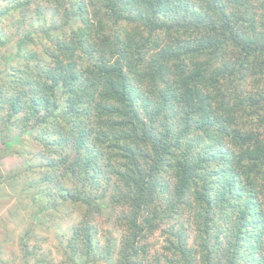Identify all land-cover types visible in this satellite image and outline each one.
I'll return each instance as SVG.
<instances>
[{
  "label": "trees",
  "instance_id": "16d2710c",
  "mask_svg": "<svg viewBox=\"0 0 264 264\" xmlns=\"http://www.w3.org/2000/svg\"><path fill=\"white\" fill-rule=\"evenodd\" d=\"M0 125L73 264H264V0H0Z\"/></svg>",
  "mask_w": 264,
  "mask_h": 264
},
{
  "label": "rangeland",
  "instance_id": "374dc122",
  "mask_svg": "<svg viewBox=\"0 0 264 264\" xmlns=\"http://www.w3.org/2000/svg\"><path fill=\"white\" fill-rule=\"evenodd\" d=\"M166 41L165 37L161 42ZM24 162L23 155L7 154L0 159V170L4 173L14 171L23 166ZM26 192L28 191L23 189V182L20 180L10 181L7 186L0 187V264H73L66 251L64 252L63 245L69 236V228L79 220L78 215L72 213L64 219L51 221L49 217L40 215L43 214L41 210L45 205L34 204L25 196ZM184 215L183 229L190 222L188 213ZM117 217V211L111 208L104 209L101 215L96 216L100 245L106 244L108 238L116 241L120 239L125 229ZM33 223L38 225L33 227L35 235L29 239L28 245L29 248H34V253L25 258L20 249L19 237H25L24 231ZM161 228L164 229L165 226ZM161 228L150 233L144 240L146 253L143 264H155V258L165 251L166 235ZM189 232L192 234L191 230Z\"/></svg>",
  "mask_w": 264,
  "mask_h": 264
}]
</instances>
